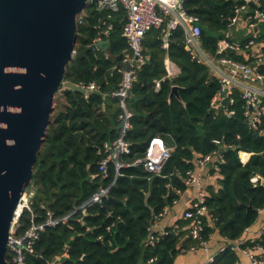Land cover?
I'll list each match as a JSON object with an SVG mask.
<instances>
[{"label":"trees","instance_id":"obj_1","mask_svg":"<svg viewBox=\"0 0 264 264\" xmlns=\"http://www.w3.org/2000/svg\"><path fill=\"white\" fill-rule=\"evenodd\" d=\"M233 6L232 0H185L188 12L199 18L205 50L214 51ZM122 15L112 13L109 18L108 11L96 9L91 2L77 15L74 49L79 51L93 43L105 23L112 24L108 33L102 35L109 45L87 51L66 65L64 81L78 85L94 82L96 90L85 96L63 87L54 96L50 124L33 165L29 187L35 190L32 209L37 222L46 220L47 210L56 219L66 217V221L45 227L33 252L26 254L27 264H50L66 247V257L60 264H173L182 250L199 247V240L188 234L181 243L187 229H167L150 245L146 242L149 227L163 208L185 190L186 173L195 168V158L213 151L219 154L220 146L225 148L221 153L224 162L218 164L219 170L213 168L217 183H206V205L211 217L204 220L202 237L209 241L210 234L217 230L228 240L236 241L264 206V116L251 129L241 108L237 107L232 117L210 108L216 80L208 67L184 48L181 30L173 33L167 50L161 47V29L146 33L147 59L137 69V79L126 101L133 117L125 136L131 143V152L123 155V160L143 156L149 139L161 136L167 143L175 144L162 172L150 173L139 165L121 168L117 173L115 165L108 163L106 175L100 173V150L120 133L121 109L112 93L121 79L117 67L128 54L122 36ZM256 41L259 51L254 48L247 61L264 72V35ZM166 53L179 67L173 79L166 75ZM235 57L245 60L243 54ZM173 84L178 85L180 98H168ZM239 151L252 154L242 163ZM256 176L259 178L253 182ZM100 187L108 189L106 197L87 205L82 214L80 206L90 202ZM22 221L20 232L30 223L27 212ZM179 224L184 222L180 220ZM254 244L263 247L257 256L264 264V230L243 247ZM227 247L228 244L209 264H243L237 252ZM6 259L12 264L8 253Z\"/></svg>","mask_w":264,"mask_h":264},{"label":"built area","instance_id":"obj_2","mask_svg":"<svg viewBox=\"0 0 264 264\" xmlns=\"http://www.w3.org/2000/svg\"><path fill=\"white\" fill-rule=\"evenodd\" d=\"M233 8L230 17L227 19V26L219 33L213 52L205 50L201 43V27L197 15L188 12L185 7V0H97L96 9L108 11V16L112 13H123L122 36L128 48V54L122 59V65L117 67L121 74L118 89L112 93L118 98V105L121 109L119 115L120 133L114 141H106L100 150L102 157L98 161V170L106 175L108 163L115 165L117 173L121 168L142 166L144 170L154 174L162 172L165 162L171 156L175 144L167 143L161 136L149 139L143 156L131 161H124L123 155L131 152V143L125 138L127 130L131 127L133 113L127 107V97L137 79V69L146 62L147 56L144 53V38L151 29H161L162 48L167 50L173 33L181 30L183 34L184 48L190 52L197 61L208 67L209 73L216 80V90L210 100V108L214 112L222 111L226 116L232 117L237 111V107L242 109V116L251 129H255L264 116V72L259 70L254 63L247 61L254 48L259 51L260 45L256 38L264 35V0H232ZM105 23V22H103ZM105 28L98 31V37L94 40H101L103 34H107L111 29V23H105ZM243 54L245 60L235 57ZM166 75L173 79L179 73V67L169 59L167 53L164 56ZM260 60L261 55H258ZM87 91H94L97 85L91 82L80 85ZM159 84L157 83L156 89ZM87 96V94H85ZM239 101V103H238ZM240 152V151H239ZM219 153V151H218ZM224 158L216 151L195 158V168L187 171L185 185L194 188V195L188 207L183 212V218L187 220L184 227L187 229L192 239L199 240L200 248L208 249L209 241L202 237L204 230V220L210 219V213L206 205V183L200 168L206 164L219 170L218 164L223 163ZM259 177H253L256 182ZM108 189L100 187L92 196L90 202L80 206V212H86V206L100 202L106 197ZM35 190L28 187L21 196L15 218L12 222L7 240L6 253L10 255L12 264H27L26 254L32 253L34 244L46 226H53L59 222H65L66 217L56 219L50 210H47L44 222L36 221V214L32 209ZM42 207H44L42 205ZM27 212L30 223L23 232L22 216ZM167 212L164 207L157 215L160 218ZM180 228L178 223H174L171 228L176 231ZM264 226L256 232L250 227L244 229L243 235L236 241L228 243L231 250H241L244 252L251 264H263L257 256L262 252L263 247L259 244L253 246L243 245L250 240L257 238L263 233ZM149 233L146 242L154 245L162 235ZM226 238V237H225ZM227 239V238H226ZM227 247V248H228ZM192 249L194 246L191 247ZM67 247L64 253L55 257L50 264H60L66 257ZM220 254L216 252L206 257L198 264H209Z\"/></svg>","mask_w":264,"mask_h":264},{"label":"water","instance_id":"obj_3","mask_svg":"<svg viewBox=\"0 0 264 264\" xmlns=\"http://www.w3.org/2000/svg\"><path fill=\"white\" fill-rule=\"evenodd\" d=\"M88 2L97 0H0V264H8L11 225L30 185L55 94L63 87L91 93L64 81L66 65L109 45L101 39L74 49L77 15ZM178 89L173 84L168 98H180Z\"/></svg>","mask_w":264,"mask_h":264},{"label":"crops","instance_id":"obj_4","mask_svg":"<svg viewBox=\"0 0 264 264\" xmlns=\"http://www.w3.org/2000/svg\"><path fill=\"white\" fill-rule=\"evenodd\" d=\"M165 60V58H164ZM165 66V65H164ZM251 152L240 151L238 156L242 163L246 162L251 156ZM200 172L203 175V180L205 183H215L217 181L216 173L213 171V168L210 164H206L200 168ZM217 183V182H216ZM218 185V184H217ZM194 195V188L192 186H187L185 190L180 191L178 193V198H176L171 205L165 206L167 208V212L162 215L160 218L155 219L153 224L149 227V233L161 234L163 231H167V229H171L174 223H178L182 220L184 222L183 225H180V228L176 231H182L186 229L184 226L187 223V220L183 218V212L188 207L191 198ZM164 209V208H163ZM209 220V219H208ZM264 226V206L260 208L257 212V217L254 223L249 226L253 232L258 231ZM188 236V232L185 233V236L182 237V241ZM233 240L226 239L223 235H220L217 230L212 232L209 236V244L208 249L203 250L197 245L194 248H190L187 250H182L174 259L173 264H198L206 259L207 256L214 254L216 252L220 253L226 247V244L231 243ZM238 257L240 258V262L243 264H251L248 256L242 252L241 250H236Z\"/></svg>","mask_w":264,"mask_h":264},{"label":"rangeland","instance_id":"obj_5","mask_svg":"<svg viewBox=\"0 0 264 264\" xmlns=\"http://www.w3.org/2000/svg\"><path fill=\"white\" fill-rule=\"evenodd\" d=\"M75 51H77V50L75 49ZM53 106H54V103H53Z\"/></svg>","mask_w":264,"mask_h":264}]
</instances>
